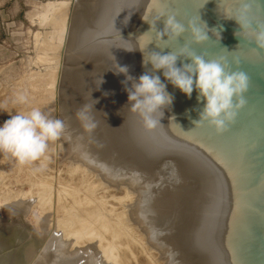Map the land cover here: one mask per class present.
Masks as SVG:
<instances>
[{
    "label": "water",
    "instance_id": "water-1",
    "mask_svg": "<svg viewBox=\"0 0 264 264\" xmlns=\"http://www.w3.org/2000/svg\"><path fill=\"white\" fill-rule=\"evenodd\" d=\"M81 4L82 11L62 20L56 67L63 73L52 84L63 92L60 119L69 115L63 159L86 160L95 181L117 186L106 197L123 211L120 224L71 241L75 249L58 252L51 264H264V49L253 37L264 25V0ZM161 12L185 25L193 20L209 40L196 44L188 31L160 40ZM185 42L207 60L223 56L229 70L249 78L246 103L223 133L194 123L205 104L195 86L189 97L145 62L152 52L178 53ZM188 63L177 56V67ZM118 65L127 73L117 72ZM145 73L159 76L173 97L152 130L130 110L126 90L128 76ZM85 104L96 124L91 132L77 116ZM63 159L51 156V163ZM1 230V264H37L23 259L19 244Z\"/></svg>",
    "mask_w": 264,
    "mask_h": 264
},
{
    "label": "rangeland",
    "instance_id": "rangeland-1",
    "mask_svg": "<svg viewBox=\"0 0 264 264\" xmlns=\"http://www.w3.org/2000/svg\"><path fill=\"white\" fill-rule=\"evenodd\" d=\"M66 4L67 17L83 10L81 0H0V124L33 107L60 119L63 92H54L52 84H60L58 73H63L56 67L61 59L56 23L64 19L59 9ZM18 95L27 102H15ZM68 116L61 119L65 124ZM66 142L65 130L49 143L45 156L23 165L0 153L1 232L19 228L15 242L22 257L37 264H51L58 252L75 249L77 243L71 241L79 237L58 232L60 219L69 221L73 230L83 220L89 232L121 221L123 209L111 206V197H106L117 186L95 181L86 160L63 159ZM51 156L63 160L51 163ZM62 238L69 239L67 249Z\"/></svg>",
    "mask_w": 264,
    "mask_h": 264
},
{
    "label": "clouds",
    "instance_id": "clouds-1",
    "mask_svg": "<svg viewBox=\"0 0 264 264\" xmlns=\"http://www.w3.org/2000/svg\"><path fill=\"white\" fill-rule=\"evenodd\" d=\"M250 8V3H241L242 15L246 16ZM162 17L165 18L164 27L162 30L157 29V37L160 40H163L165 36L167 40L178 39L186 31L190 32L192 42L196 44L209 40L207 31L193 20H188L185 25L174 15L161 12L156 23ZM236 21L242 29L244 25L237 19ZM253 37L255 44L264 49V25L257 26ZM178 55L190 58L191 63L177 67ZM145 62H150L155 70H163L165 79L189 97L195 86L199 93L198 98L203 97L205 100L199 119L194 121L196 126L207 122L218 133H223L228 130V125L235 121L239 110L246 103L244 93L248 90L249 78L243 71L229 70V62L223 56L207 60L203 55L196 54L190 44L185 42L178 53L152 52ZM233 62L238 63V61ZM117 72L127 73V68L119 66ZM127 79L133 81L131 88H126L130 110L141 116L146 129H154L160 123L164 112L159 120L156 114L166 106H170L173 97L167 92L166 85L157 75L145 73L140 75L138 80H133L131 76ZM102 82L101 77L99 86ZM15 102L25 104L27 97L18 95ZM90 107L85 104L77 113L79 119L87 121L83 127L88 132L96 127L88 115ZM65 129L63 120L54 118L40 108L33 107L27 112H17L0 124V153L10 154L21 165L37 161L45 156L50 142H55L63 136Z\"/></svg>",
    "mask_w": 264,
    "mask_h": 264
},
{
    "label": "bare ground",
    "instance_id": "bare-ground-1",
    "mask_svg": "<svg viewBox=\"0 0 264 264\" xmlns=\"http://www.w3.org/2000/svg\"><path fill=\"white\" fill-rule=\"evenodd\" d=\"M66 6H67V4L66 5H63V7H61L59 10L61 11V14H64L65 15V17L64 18H67V12L65 13L64 11H66ZM61 24H62V21H58V23H56V26L57 25H59V27L61 28ZM33 105V104H32ZM12 112V111H11ZM15 112V111H14ZM13 112V113H14ZM47 189H48V187H47ZM46 189V190H47ZM45 190V191H46ZM47 192V191H46ZM49 192V191H48ZM3 193V192H2ZM5 193V192H4ZM45 193V192H44ZM48 193H46V195H47ZM3 195V194H2ZM45 196V195H44ZM49 196V195H48ZM60 196V198H59V200L62 198L61 197V194L59 195ZM63 196V195H62ZM44 199V198H43ZM47 199H48V197H47ZM46 199V200H47ZM62 200V199H61ZM59 202V201H58ZM43 203V202H42ZM83 204V203H82ZM85 204V203H84ZM43 205V204H42ZM81 206V205H80ZM47 209V208H46ZM62 209H64V207L62 208ZM44 210V209H43ZM57 210H60V209H57ZM45 211V210H44ZM48 212V211H47ZM42 215V214H41ZM47 215H48V213H47ZM47 215H46V217H45V214H44V217L45 218H43L44 219V221L43 220H41V221H43L44 223L45 222H47L48 223V217H47ZM60 215H61V213H60ZM85 216V215H84ZM42 217V216H41ZM59 217V216H58ZM62 217V216H61ZM89 217V216H88ZM65 218V217H64ZM81 221H83V220H81ZM78 222V228L76 229V230H73L72 229V227L70 226L71 225V223L69 222V221H66L65 219H63V220H61L60 219V222H59V224L57 225L58 226V232H60L61 234H65V235H69V237L70 238H75L76 236L77 237H89L93 232L91 231V232H89V230H88V225L87 224H84V223H82V222ZM43 222H40V223H43ZM93 224V223H92ZM108 224H109V222H108ZM90 225V224H89ZM94 226V225H93ZM104 227V226H103ZM57 228V227H56ZM57 231V230H56ZM57 232V233H58ZM68 232V233H67ZM56 233V232H55ZM55 233H53V234H55ZM67 233V234H66ZM90 233V234H89ZM60 234V235H61ZM63 235L61 236V237H63ZM54 236V235H53ZM53 236H52V238H53ZM56 237H58V234H57V236L55 235L54 236V238L53 239H55ZM58 239V238H57ZM61 239V238H60ZM69 240V239H68ZM68 240H65V239H63L62 238V240H60V241H62L61 243H62V246H64V247H62L63 249L64 248H66L67 249V246H68ZM53 242V241H52ZM73 244V243H72ZM60 247V246H59ZM60 247V248H61ZM57 250V249H56ZM61 252V251H60ZM23 258V257H22ZM1 264V263H0Z\"/></svg>",
    "mask_w": 264,
    "mask_h": 264
},
{
    "label": "flooded vegetation",
    "instance_id": "flooded-vegetation-1",
    "mask_svg": "<svg viewBox=\"0 0 264 264\" xmlns=\"http://www.w3.org/2000/svg\"><path fill=\"white\" fill-rule=\"evenodd\" d=\"M0 229H2V228H0ZM20 229L19 228H17V229H13V230H11V229H9L8 230V236L12 239H15V240H17V238H16V235H17V232L19 231ZM2 231V230H1ZM12 239V240H13ZM18 241V240H17ZM20 242V241H19ZM20 246V245H19Z\"/></svg>",
    "mask_w": 264,
    "mask_h": 264
}]
</instances>
